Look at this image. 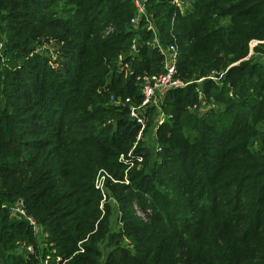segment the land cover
Returning a JSON list of instances; mask_svg holds the SVG:
<instances>
[{
	"label": "trees",
	"instance_id": "16d2710c",
	"mask_svg": "<svg viewBox=\"0 0 264 264\" xmlns=\"http://www.w3.org/2000/svg\"><path fill=\"white\" fill-rule=\"evenodd\" d=\"M172 1L149 0L148 11L162 42L178 44L179 77L193 83L165 93L157 169L134 167L126 186L150 195L167 225L149 232L125 212V227L107 234L94 179L100 168L124 178L119 157L140 129L129 105L112 100L142 99L119 59L136 74L158 73L164 56L147 43L145 21L132 26V0H0V264H40L52 249L69 258L84 239L85 252L67 264H101L105 239L114 243L106 264H264V60H256L264 0H194L186 14ZM109 22L115 30L103 37ZM49 41L56 58L38 52ZM213 73L221 82L207 78ZM201 78L222 107L193 110ZM155 114L150 108V120ZM166 187L192 196L186 219L173 218L177 200ZM18 199L42 225L41 239L12 216ZM23 241L36 253L18 251Z\"/></svg>",
	"mask_w": 264,
	"mask_h": 264
},
{
	"label": "built area",
	"instance_id": "2783aa9c",
	"mask_svg": "<svg viewBox=\"0 0 264 264\" xmlns=\"http://www.w3.org/2000/svg\"><path fill=\"white\" fill-rule=\"evenodd\" d=\"M194 0H173L172 4L175 6L181 13H185L187 10L191 9L193 6ZM133 4L135 5L136 12L131 17V24L134 26L136 30L140 29L141 22L145 21V27L147 30L152 31L153 38L149 42V45H152L156 48L163 56H164V71L158 73H149L143 72L136 74L134 70H132L130 63L124 61L123 56L119 59V69L120 72L123 73L126 77L129 75H134L136 81L141 87L142 92V99L139 103H132L133 99L131 97H126L123 100L117 99L116 97H112L114 102L120 101L121 104L129 105V112L130 118L135 121L137 124L140 125V129L137 135V140L135 141L134 145L128 152H124L120 154L119 161L125 165L124 171V178L122 182L129 183V172L136 166H140L144 163L145 159V151H139L138 145L140 140H143V133L146 129L147 119L149 116L150 108H155L156 114L161 115V119L166 116L165 112L163 111L162 101L164 98L165 93L170 89L186 87L193 83V81H185L178 75V60H179V47L176 42H172L169 44H164L160 38V31L159 28L154 21L152 14L148 11V3L149 0H132ZM115 30L114 27H109L108 32H113ZM139 41L140 37L136 36L133 39L132 47L130 50L131 54H134L139 49ZM202 79L198 80L201 81ZM197 91L201 96V91L197 88ZM202 100V98H201ZM193 110H196L199 113H203L205 111H200V107L195 104ZM157 114V115H158ZM161 124V123H160ZM159 145V144H158ZM158 151L161 150L159 146ZM106 175L111 181H117L113 176H111L107 171ZM105 176L100 175L97 177L95 182L96 189L101 191L103 196L100 208L105 214V189L104 186L106 185ZM5 206V205H4ZM11 214L12 216L18 219L26 220L30 227L32 228L35 236L38 239H41L45 233L43 231L42 225L37 221V219L28 213L26 203L23 199H18L12 206H11ZM144 217V216H143ZM127 239V238H125ZM128 240V239H127ZM87 239H84L78 243V249L74 252V254L69 258H64L62 255L58 254L56 249H52L50 253H48L45 257L40 259V264H67V262L76 254L84 253L85 246L84 242ZM20 252H24L25 254H35L36 249L33 244H27L25 241L19 243L18 247Z\"/></svg>",
	"mask_w": 264,
	"mask_h": 264
},
{
	"label": "rangeland",
	"instance_id": "374dc122",
	"mask_svg": "<svg viewBox=\"0 0 264 264\" xmlns=\"http://www.w3.org/2000/svg\"><path fill=\"white\" fill-rule=\"evenodd\" d=\"M192 8L193 6L191 7V9ZM188 11H190V9L187 10L185 14ZM109 27H114V25L111 22L105 23L103 25V28L101 30L103 37H107L111 35L112 32H108ZM57 49H59V47H56L54 42L49 41L47 43L42 44L38 48V52H40V54H44V55L48 54V55H51V57L56 58ZM54 60L52 61V66L55 67L57 66V63ZM256 60L258 61L264 60V54H259ZM220 77L221 75H216V73H213L210 75V77H207V78H211V80L213 79L214 82L219 83L221 82ZM198 80H196L198 82L197 84H199L197 88H199V90L202 93L201 94L202 104H201L200 111L209 110L212 106L216 108L222 107L223 105L221 101H217L215 96H208L207 94L204 93V90L202 89L204 88V81L203 80L198 81ZM120 101L115 102V104L117 105L121 104ZM157 114H155V116L152 115L151 120L148 116L146 129L144 130V133L142 136L143 140L142 139L140 140L141 146L143 150L145 151V153L148 152L150 154L148 156H145V159H144V162H146L147 164L144 165L143 163L138 168L143 167L144 170L148 171L149 174H151L153 171L157 169V167L155 168L157 164L156 162L158 160L156 155L159 152L157 149L160 146L158 145L159 144L158 130H159L160 125L166 119V116H164L161 119V115L160 114L157 115ZM257 146H258L257 143L254 142L253 148L257 149ZM106 171L111 176H113L115 179H117V181L116 182L111 181L106 175ZM99 175L100 177L104 175L106 178L105 179L106 185L104 186L105 194H106V199L104 203L105 214L103 215V212L101 210V216L99 219L101 221L106 217V215L108 216L107 225L106 227H104V230L107 232V234H111L114 231L118 232L119 230H122L123 227H125V220H124L125 212L127 213L126 215L130 217H134L135 218L134 221H136L137 223L139 222L138 224H136L137 228L146 229L149 232L150 231L157 232L161 229L162 226L167 225L165 221L161 222L154 217V211L150 205V200H151L149 198L150 195L149 197L141 196L139 190L138 191L134 190L135 188L134 189L126 188V186L130 185V182L126 183V182L119 181V180H122L120 179V175H115L113 172H110V170L107 168H100L97 171L95 179H94V187H95L96 179ZM156 185H157L156 188H160V190H163L162 186H160L159 184H156ZM96 190L101 195V200L99 203V208H100L103 196L100 190L98 189ZM166 190L171 192V196H175L177 200V204H176L177 210L172 215L173 218L177 222L186 219V217L189 215L190 212L191 214L193 213L194 203H193V200L191 199L192 196L187 195L185 193L186 191L185 192L182 191L181 188H176L171 191V188L166 187L165 192ZM131 192H136V193H131ZM171 223H175V222H171ZM97 228H98V225L96 229ZM128 240L125 239L123 241V244L125 245L126 248H128V250H130L131 253H135L134 251L135 246L133 244H129ZM113 247H114V243L110 244V241L106 239L105 241L101 242V258H100L101 264H106V259L108 257V254L113 249ZM17 250L19 251V249Z\"/></svg>",
	"mask_w": 264,
	"mask_h": 264
}]
</instances>
